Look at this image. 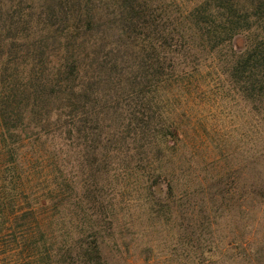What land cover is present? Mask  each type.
Masks as SVG:
<instances>
[{
  "label": "rangeland",
  "instance_id": "rangeland-1",
  "mask_svg": "<svg viewBox=\"0 0 264 264\" xmlns=\"http://www.w3.org/2000/svg\"><path fill=\"white\" fill-rule=\"evenodd\" d=\"M153 1L171 5V19L176 6L187 14L204 0ZM114 3L0 0V22L29 35L4 57L28 65L14 73L29 94L15 102L29 104L22 126L6 132L12 154L0 156V264H264V95L248 92L249 70L238 65L264 24L216 49L186 32L150 54L152 68L119 47L133 34L111 26L117 49L105 60L118 62V83L99 100L101 114L83 107L79 134L64 135L68 119L48 118L53 104L60 109L49 96L60 86L42 44L53 48L46 36L81 19L70 5L101 7V24L117 26L107 15Z\"/></svg>",
  "mask_w": 264,
  "mask_h": 264
},
{
  "label": "trees",
  "instance_id": "trees-1",
  "mask_svg": "<svg viewBox=\"0 0 264 264\" xmlns=\"http://www.w3.org/2000/svg\"><path fill=\"white\" fill-rule=\"evenodd\" d=\"M115 1L113 12L110 11L107 15L117 17V26L113 24L114 21L106 25L101 24V18L96 13L102 9L101 7L92 9L88 6L80 7L79 4L70 5L66 8V12L69 15L78 14L81 19H65L60 25L58 24L61 29L59 31L55 29L54 32H58L57 34H53L52 37L46 36L45 39L51 42L53 48L50 43L42 44L45 48L42 58L45 59L46 64L50 65L51 73L57 75L54 76V82L60 86L54 85L56 89L53 88L49 95L50 99L59 100L57 102L60 104V109L53 104L48 112V118H52L51 115L60 114L59 116L68 119L66 125L61 126L64 135H67L66 133L70 136L79 134L80 129L78 130L77 124L82 120L81 109L83 107L91 106L94 108L93 111L96 110V115L101 114L103 112L101 106L104 104H101L99 100L110 98L114 84L118 83L111 82L112 71L118 62L111 59L105 60L107 55L117 49L111 37L107 35V30H111V26L119 37L129 38L128 36L133 34V37L131 36L133 41L130 40L129 43L127 41L128 45L124 43V46L121 44L123 42L118 41L119 47L128 50L130 45L129 49L142 53V62L152 68L155 59L150 54L155 53L160 47L163 49V47L170 48L175 45L174 41L171 42L174 37L194 33L207 47L216 49L230 41L235 35L251 30L255 22L259 21L260 24H264V0H204L195 5L187 14L182 13L176 6L173 9L175 15L171 19L168 11L171 5H160L153 0ZM55 26V24L46 23L44 30L52 34L51 30L56 28ZM17 28L16 23L7 20L0 22V143L4 147L0 156L12 154V149L4 145L12 138L6 132L22 126L25 111L28 109L27 104H29L25 103V107L20 109L15 102L16 98L28 100L29 94L25 85H19L17 73H14L28 65L23 60L17 61L15 57L13 63H4L5 55L12 53L14 45L29 37L22 30L17 34L13 33ZM27 30L33 33L36 27H29ZM22 44L26 49L27 44ZM46 47H48L47 50ZM13 55H17L16 49ZM103 62L110 65L104 66ZM238 65L242 73L249 70L248 79L242 78L248 92L256 99L263 96L264 35L261 43L252 47V50L242 57ZM7 72H10V77L4 81L2 77ZM120 84H123V80H120ZM47 97L41 99L39 103H47Z\"/></svg>",
  "mask_w": 264,
  "mask_h": 264
}]
</instances>
